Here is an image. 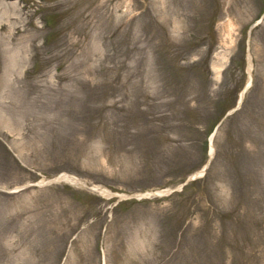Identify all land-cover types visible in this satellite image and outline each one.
<instances>
[{
  "label": "rangeland",
  "instance_id": "obj_1",
  "mask_svg": "<svg viewBox=\"0 0 264 264\" xmlns=\"http://www.w3.org/2000/svg\"><path fill=\"white\" fill-rule=\"evenodd\" d=\"M0 264H264V0H0Z\"/></svg>",
  "mask_w": 264,
  "mask_h": 264
},
{
  "label": "bare ground",
  "instance_id": "obj_2",
  "mask_svg": "<svg viewBox=\"0 0 264 264\" xmlns=\"http://www.w3.org/2000/svg\"><path fill=\"white\" fill-rule=\"evenodd\" d=\"M249 57H250V56H248V61L250 62ZM249 62H248V63H249ZM248 65H249V68H250V63H249ZM248 71H250V70L248 69ZM250 82H251V77H250V75H249V76H248L247 84H246L244 90L240 93L239 102L241 101L242 96H243V93H244V91L247 89V87L249 86ZM211 150H212V149H211ZM63 177L66 178V181H68V182H70V183H73V182L77 181L76 179L71 178L70 176H63ZM97 190L101 191L102 194H109L107 190H103V189H97Z\"/></svg>",
  "mask_w": 264,
  "mask_h": 264
},
{
  "label": "water",
  "instance_id": "obj_3",
  "mask_svg": "<svg viewBox=\"0 0 264 264\" xmlns=\"http://www.w3.org/2000/svg\"><path fill=\"white\" fill-rule=\"evenodd\" d=\"M239 103H240V102H239ZM238 107H239V105H238ZM192 180H194V179L191 178V179L185 181V183H184L181 187L185 186L189 181H192Z\"/></svg>",
  "mask_w": 264,
  "mask_h": 264
}]
</instances>
